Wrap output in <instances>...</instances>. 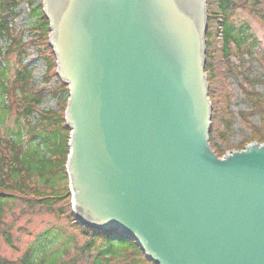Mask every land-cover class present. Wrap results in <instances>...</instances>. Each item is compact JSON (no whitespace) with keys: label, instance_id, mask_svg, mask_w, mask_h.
<instances>
[{"label":"water","instance_id":"1","mask_svg":"<svg viewBox=\"0 0 264 264\" xmlns=\"http://www.w3.org/2000/svg\"><path fill=\"white\" fill-rule=\"evenodd\" d=\"M68 87L74 224L153 264H264V144L217 156L205 0H43Z\"/></svg>","mask_w":264,"mask_h":264},{"label":"trees","instance_id":"2","mask_svg":"<svg viewBox=\"0 0 264 264\" xmlns=\"http://www.w3.org/2000/svg\"><path fill=\"white\" fill-rule=\"evenodd\" d=\"M18 0H0V38L8 34L9 20L13 18V9L18 4ZM207 4V26L205 47L207 48L206 59L207 63L204 67L208 80H214L216 83L212 86L209 94V99L215 104L212 111V120L217 119L216 131L213 129L209 135L221 137L224 128H230L233 119L231 106L233 103V94L229 87L232 79L238 80L240 88L244 93L245 100L248 103V111H239V118L245 120L251 115L264 114V93L255 92L254 86L256 83H264L263 74H252L251 66L255 61L264 69V51L260 49L256 39L247 33L248 25H236L231 18L232 12L236 8H246L250 13H254L261 20L264 19V0H206ZM33 14L39 16L37 24L31 26L29 32L38 31L41 39L46 38L49 31V22L44 18L42 12L34 9ZM40 37H37L40 39ZM37 40V39H36ZM33 38L23 42L21 36L14 39L11 52L15 53L18 58L24 54L26 48L30 44L36 43ZM35 41V42H34ZM48 49V44H47ZM51 52V50H50ZM10 53V50H9ZM52 53V52H51ZM232 58L235 61L232 62ZM263 64L261 66V62ZM48 70L53 68L50 63V58H46ZM31 72L29 67L20 65L16 67L14 75V85L22 92H26L28 86V73ZM7 68L0 67V81L5 78ZM54 74V73H52ZM248 88V90H247ZM67 90L65 85L58 79L54 90H51V95L55 96L60 91ZM9 94L10 90L0 83V122L9 110L1 99L2 94ZM26 101L19 103L17 111L23 118H27L33 106L38 103L43 97L41 90H32ZM66 103V101L64 102ZM24 119V120H25ZM26 127L20 125L18 127L17 138L9 140L0 137V217L2 205L10 200L23 198L30 208L43 209L55 215L57 218H62L68 222V225L79 230V234L84 240V244L79 248L82 255L86 254L85 260L89 256V252L95 244L101 239L105 242V248L94 256L95 264L98 260H111L110 255L105 256L103 252L108 248L123 247L128 250L122 260L116 261L115 264H150L143 257L134 242L127 237L119 236L117 240L110 239V235L103 234L92 228H85L74 224L72 217V207H70L71 197L68 195V177L65 174V161L68 155V138L70 130L65 125L63 120V111L61 112H42L39 122L35 125H30L27 120L24 121ZM29 135V140L35 141L39 146L42 145L50 153L49 158H44L42 155L33 158L29 161V155L21 152V131ZM221 129V133H220ZM219 130V132H218ZM29 142V141H28ZM36 174L38 183L32 181L31 175ZM67 180V181H66ZM0 234L4 242L15 248L11 233L3 226L0 221ZM48 232H45L41 238L36 239L37 245L44 248L45 239ZM104 247V246H103ZM121 247V248H122ZM25 250L21 259H18L20 264H37L35 262L34 252ZM116 256V255H115ZM126 257L130 258L126 262ZM51 259V258H50ZM56 259L49 264H55ZM35 262V263H34ZM0 264H11L5 258H0ZM42 264V263H40ZM65 264V263H61Z\"/></svg>","mask_w":264,"mask_h":264},{"label":"rangeland","instance_id":"3","mask_svg":"<svg viewBox=\"0 0 264 264\" xmlns=\"http://www.w3.org/2000/svg\"><path fill=\"white\" fill-rule=\"evenodd\" d=\"M31 11L38 9V12H42L43 0H31ZM22 4L18 6L20 9L19 19L15 22V27L19 28L26 24L33 26L37 24V21L40 19L37 14L27 15L22 11ZM44 15V14H43ZM44 18H46L44 16ZM231 18L235 21L236 25H248L247 33L254 37L260 46V49L264 51V19L261 20L254 13H250L246 8H236L231 15ZM49 32V31H48ZM47 32V33H48ZM31 36H26L25 39ZM38 37L40 34L38 33ZM29 39H27L28 41ZM35 42V41H34ZM48 35L46 38L40 37L37 38L36 43L30 44V47L27 48L25 58L22 59L24 63H27L29 67L30 76L34 79L36 84V89H40L43 92V97L41 102L38 105V108H42L44 111H54L61 112L63 111L64 115V103L67 100V90L60 91L55 96L51 95V90H54L55 85L58 81L57 76H55L56 66H55V55L51 52V48L48 45ZM1 46H6V43H2ZM6 49V47H5ZM51 50V52H50ZM50 58V63L53 68L48 70L46 65V58ZM7 62V73L5 78L7 80V86L10 90L8 95L7 106L9 107L8 112L3 117V120L0 122V137L1 138H12L17 136L18 127L20 125L26 127L25 118L21 116L17 107L19 103L26 101L29 97L33 88L27 86V91L24 93L18 88H15V69L19 63L18 56L15 53L10 52L6 55ZM263 61L261 62V66ZM252 74H263L264 69L260 67L255 61L251 66ZM54 73V74H52ZM206 79L208 80L207 74ZM231 85L229 87L230 92L233 94L234 99L231 106V112H233V119L231 121L230 128L222 131L221 137H216L215 135H209L210 131L213 129L216 131L217 119L214 121L210 120V131L209 135V145L212 150L216 152L217 156L224 157L226 153L240 150L244 147H247L250 143H263L264 144V114L260 115H251L246 118V121L239 118V111H248V103L245 100L244 93L240 88V83L238 80H231ZM216 81L208 80V91L212 89V86ZM32 87V86H31ZM32 89V90H31ZM67 89V87H66ZM255 92L262 94L264 93V83L254 86ZM248 90V88H247ZM211 91H209L208 96ZM210 97H208L209 99ZM4 99V98H1ZM209 102L211 100L209 99ZM215 104L211 102V113L213 111ZM32 118L27 119L31 124L34 123L33 120L37 119L38 116L33 114ZM29 123V122H28ZM30 124V125H31ZM219 132V130H218ZM221 133V129H220ZM17 138V137H16ZM20 143L22 145L21 152L29 155V161L34 160L37 156H43L45 159L50 157V153H47V150L42 145H38L35 141L29 140V135L25 132V129L21 131V137H19ZM29 141V142H28ZM66 166V164H65ZM64 168L66 169V167ZM66 174V171H65ZM38 176L36 174L31 175V179L36 184L38 183ZM68 177V175H67ZM68 179V178H67ZM67 181V180H66ZM39 184V183H38ZM68 185V184H67ZM68 195H70L69 185H68ZM2 213L0 221H2L3 226L11 233L13 244L15 248L9 247L3 240L0 234V258H5L11 262V264H20L18 259H21L24 255L25 250H30L34 252L35 262L37 264H49L51 261L56 259L55 264H93L94 256L97 257L99 252L105 248V242L101 239L95 244V246L89 252L87 260H85L86 254L82 255L79 252V248L84 244L82 236L79 234V230L68 225V222L62 218H57L55 215L48 213L43 209L30 208L27 206V203L23 198L16 197L13 200L5 202L1 207ZM48 232L47 238L45 239V247H38V241L42 235ZM117 234H110V239L117 240ZM135 245V244H134ZM104 246V247H103ZM122 247V246H121ZM108 248L103 252L104 255L111 257V260L106 261L105 259L98 260L95 264H115L116 261L122 260L123 257L129 253L126 248ZM141 252V251H140ZM142 257L145 258L144 253ZM116 255V256H115ZM51 258V259H50ZM130 258L126 257V262ZM34 262V263H35Z\"/></svg>","mask_w":264,"mask_h":264},{"label":"built area","instance_id":"4","mask_svg":"<svg viewBox=\"0 0 264 264\" xmlns=\"http://www.w3.org/2000/svg\"><path fill=\"white\" fill-rule=\"evenodd\" d=\"M3 42L6 43V40L0 41V46H1V44H2ZM2 47H3L2 50L5 49L4 46H2Z\"/></svg>","mask_w":264,"mask_h":264}]
</instances>
